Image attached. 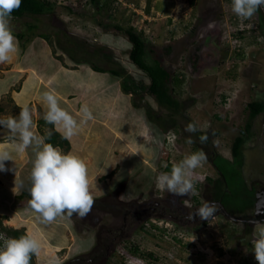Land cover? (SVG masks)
<instances>
[{
	"label": "rangeland",
	"instance_id": "rangeland-1",
	"mask_svg": "<svg viewBox=\"0 0 264 264\" xmlns=\"http://www.w3.org/2000/svg\"><path fill=\"white\" fill-rule=\"evenodd\" d=\"M51 1V12L10 20L14 35L23 32L24 38L15 35L16 57L0 64V116L18 115V106H27L37 128L36 120L46 111L43 94L25 102L19 98H27L32 77L42 83L39 75L55 76L43 84L61 93L85 86V91L72 90L76 97L66 102L68 108L60 104L80 128L69 150L59 149L90 160L86 165L94 204L86 216L65 213L44 222L29 206L30 198L18 197L21 187L16 194L12 191L15 173L0 172V233L11 237L9 229H19L40 239V264L49 255L61 264H258L251 245L255 224L244 220L252 216L257 193L264 190V110L252 119L249 131L246 121L251 102L264 101V6L241 23L231 0H151L149 11V0H109L108 10L90 0ZM116 23L144 32L151 59L170 71L178 111L147 92L112 97L110 103L112 88L122 79L150 82L131 61V42ZM72 57L121 75L106 71L94 79L91 64H76ZM57 62L73 72L55 71ZM15 65L22 75L11 71ZM94 83L98 102H91L86 89ZM41 91H46L44 86ZM83 105L98 118L96 123L80 122ZM190 122L201 130L186 132ZM204 134L209 139L202 144L199 137ZM9 135L0 129V147L14 160L6 161V167H15L26 183L32 148L31 156L15 152ZM238 135L245 138L234 159ZM200 150L207 161L194 173L198 196L157 189V176L171 170L167 164ZM214 200L227 212L220 205L209 221L186 219L202 201ZM131 244L138 246V253L129 249Z\"/></svg>",
	"mask_w": 264,
	"mask_h": 264
},
{
	"label": "clouds",
	"instance_id": "clouds-1",
	"mask_svg": "<svg viewBox=\"0 0 264 264\" xmlns=\"http://www.w3.org/2000/svg\"><path fill=\"white\" fill-rule=\"evenodd\" d=\"M22 0H0V64L10 61L17 52L16 37L10 27V20L14 11L21 7ZM232 12L241 23L250 20L264 0H231ZM46 111L43 116L45 123L53 125L56 132L63 139L71 141L77 134L80 123L68 110L62 108L57 97L51 91L43 93ZM18 115L0 116V129L6 130L9 139L14 142V151L24 153L32 148L34 158L29 175L26 191L30 195L29 206L38 213L44 222H52L65 213L71 217L77 214L86 216L94 204L91 193V182L85 161L79 156L62 152L57 146L46 142L51 138V132L45 137H38L32 131L33 118L27 106H18ZM81 121L93 119L87 105L80 108ZM201 129L196 123L190 122L185 131L196 133ZM214 135V133H213ZM200 142L207 143V134L199 137ZM193 141L189 138L188 143ZM215 144V141H213ZM6 161H14L11 153L0 147V172H14L15 180L12 191L16 194L17 187H25L24 181L17 176L15 167H6ZM207 161L203 150L185 155L178 163H174L170 172H161L156 178V187L160 191H167L173 195H199L196 189L198 182L194 175L197 168ZM219 205L215 201H202L195 212L186 217L191 220L198 216L202 220H210L218 211ZM261 214V213H257ZM255 224L251 234L252 252L258 264H264V223L252 221ZM257 226H260L257 228ZM42 242L32 234L25 233L19 237H9L0 233V264H32L36 257L40 264ZM45 264H61L58 257L49 255Z\"/></svg>",
	"mask_w": 264,
	"mask_h": 264
},
{
	"label": "trees",
	"instance_id": "trees-1",
	"mask_svg": "<svg viewBox=\"0 0 264 264\" xmlns=\"http://www.w3.org/2000/svg\"><path fill=\"white\" fill-rule=\"evenodd\" d=\"M94 5L101 7L102 5L105 8L109 7V0H90ZM150 1L146 6V10L150 9ZM54 9V2L51 0H22L21 7L14 11L12 14V18L21 17L28 13L33 14H43L51 12ZM115 27L127 35L129 41L131 42V49L129 52V57L131 61L138 66L141 70H143L149 77L150 82L145 84L143 81L137 80H129L122 79L121 80V89L125 93H131L133 96H138L142 93H149L153 95L159 104L166 106L168 108L173 109L174 112L178 111L179 102L174 97L173 92L169 86V80L171 78L170 71L162 65V63L158 59H151L150 52L148 50V39L144 32L138 31L133 26L123 27L121 24H115ZM19 39L24 38V33L19 32L15 34ZM45 39H49L46 35H42ZM51 43V42H50ZM73 56V55H70ZM72 60L76 64L84 63L87 64L90 62L88 59H76L72 57ZM91 64V63H89ZM93 69L97 71H109L116 77H119L121 74L116 69H105L99 67L97 65L91 64ZM180 80H176L177 84H180ZM264 110V101L263 100H253L249 107V118L246 121V130L249 131L252 127V119L261 113ZM151 119V118H150ZM152 120V119H151ZM153 121V120H152ZM159 125H164L163 121L158 122ZM173 123V122H172ZM38 129L42 133L43 137L46 136V133L51 132V138L46 139V142L52 143L54 146L63 148L64 150H68L70 148V142L66 139H63L60 133L56 132L55 128L51 124L45 123L43 117H40L37 120ZM48 127V130L44 131V127ZM244 136L238 135L235 138V141L232 146V154L234 159H237L241 154L242 144L244 142ZM167 167L171 169L172 164H167ZM29 181L24 183L25 187L20 189V193L18 197H28L30 198L29 193L26 191ZM228 209V208H227ZM229 210V209H228ZM234 213V212H232ZM1 225V220H0ZM9 233L11 237H19L26 232L24 230L19 229H9ZM131 251L134 253H138V246L132 245L129 247ZM152 256V254H150ZM32 264H35L34 257L32 258Z\"/></svg>",
	"mask_w": 264,
	"mask_h": 264
},
{
	"label": "crops",
	"instance_id": "crops-1",
	"mask_svg": "<svg viewBox=\"0 0 264 264\" xmlns=\"http://www.w3.org/2000/svg\"><path fill=\"white\" fill-rule=\"evenodd\" d=\"M20 53V52H19ZM16 54H13V58H15L16 56H15ZM12 58V59H13ZM58 63V62H57ZM59 64V63H58ZM18 66L19 65H15L14 67V69L15 70H11V71H15V72H19L20 74L22 73V71H21V68L19 69L18 68ZM28 66V65H27ZM27 66H25V65H23V66H20V67H23L22 69H24V68H26ZM59 66L60 67H56L55 68V71L57 70V68H63V69H67V68H64V66L63 65H60L59 64ZM93 68V67H92ZM90 69H91V67H90ZM67 70H70V71H72V69H67ZM11 71H9V72H11ZM73 72V71H72ZM104 72H106V71H97V70H95V69H91V71L89 72L91 75H90V77L92 76L94 79H95V75H97L98 73H101V74H103ZM6 73V72H5ZM74 73H75V71H74ZM93 73V74H92ZM22 75V74H21ZM20 75V76H21ZM36 75V74H35ZM39 77L43 80V82L41 83L40 81H39V79H36V78H34V77H32V78H30L31 79V81H30V79H27V82L28 81H30V83H31V87H30V90H28V96H27V98H22V96H18L19 98H20V100H21V102H25L26 100L28 101V99H30L31 97H34L35 95H37L38 97H39V95H42L43 94V92L41 91V86H44L45 87V89H46V91H51L56 97H57V99H58V101L60 102V104L61 103H63L64 105H65V107L66 108H68L67 106V104H66V102H68V101H70V99L73 97V96H75V94L74 93H72V90H77L78 92H80V91H85V86H83V87H70L71 89H68L67 91H64L63 93H61V92H59L58 90H53L52 88H50V87H48V86H46L45 84H43V83H46L47 81L46 80H52V81H54L55 80V76H53V75H49L46 79L43 77V76H40L39 75ZM90 77H88L87 78V80L90 78ZM20 78V77H19ZM98 82V81H97ZM13 85H14V82H13ZM12 85V86H13ZM86 85V84H85ZM11 86V87H12ZM118 87H120V88H118ZM25 88V87H24ZM57 89H59V87L57 88ZM86 89H89L90 91H91V94L92 95H90L91 97H92V101L91 102H98L97 100H96V96H95V90H96V88H95V83H94V86H93V88H86ZM114 89V94L113 93H111L112 92V90ZM112 90H110L109 92L111 93V98L109 99L110 100V103L112 104V97L114 98H117V100H118V98H119V96L120 95H125L126 93L125 92H123L122 91V89H121V85H120V82H118V84L115 86V87H113L112 88ZM22 93L23 94V91H19V92H17V93ZM7 93V92H6ZM9 93V92H8ZM4 96V93L3 94H1V97H0V99L2 98ZM103 96V95H102ZM102 96H100V98L99 99H102ZM76 97V96H75ZM131 102V101H130ZM0 109H2L1 108V106H0ZM39 119V118H38ZM37 119V120H38ZM81 119V118H80ZM37 120H36V126H37V128L36 127H34L33 126V128H32V131L38 136V137H42L43 138V135H42V133H41V135L39 134V132H40V130L38 129V125H37ZM97 120H98V118H95V119H93V121H94V123H96L97 122ZM80 121V120H79ZM89 121V120H88ZM36 129V130H35ZM0 141H1V139H0ZM70 143H73V142H71L70 141ZM59 148V147H58ZM69 150V149H68ZM71 150V149H70ZM27 152H29V155L31 156V148L29 147L27 150H26ZM28 158H29V156H28ZM85 163L87 164V165H89L90 164V160H88L87 162L85 161ZM28 175V174H27Z\"/></svg>",
	"mask_w": 264,
	"mask_h": 264
},
{
	"label": "flooded vegetation",
	"instance_id": "flooded-vegetation-1",
	"mask_svg": "<svg viewBox=\"0 0 264 264\" xmlns=\"http://www.w3.org/2000/svg\"><path fill=\"white\" fill-rule=\"evenodd\" d=\"M260 194H262L263 196H261L262 198L264 197V190H262V191H259L258 193H257V201H258V198L260 197ZM260 197V198H261ZM215 201V200H214ZM219 206H220V204H219V201H215ZM256 204H257V202L255 203V210H256ZM222 207V206H221ZM222 209L223 210H225L226 211V209L224 208V207H222ZM227 212V211H226ZM229 213V212H228ZM244 221H246V222H250V223H252V221H259V222H261V221H264V209L262 210V212H261V214H255V211L253 212V214H252V216L249 218V219H246V220H244Z\"/></svg>",
	"mask_w": 264,
	"mask_h": 264
},
{
	"label": "water",
	"instance_id": "water-1",
	"mask_svg": "<svg viewBox=\"0 0 264 264\" xmlns=\"http://www.w3.org/2000/svg\"><path fill=\"white\" fill-rule=\"evenodd\" d=\"M262 201H264V199H262V198H258V201H257V204H256V210H255V214L257 215V213H261L262 212V210L264 209V204H261V202ZM219 204L222 206V207H224L223 206V204L221 203V202H219Z\"/></svg>",
	"mask_w": 264,
	"mask_h": 264
},
{
	"label": "bare ground",
	"instance_id": "bare-ground-1",
	"mask_svg": "<svg viewBox=\"0 0 264 264\" xmlns=\"http://www.w3.org/2000/svg\"><path fill=\"white\" fill-rule=\"evenodd\" d=\"M260 196H263V195H262V194H260ZM261 198H262V197H261ZM262 199H264V197H263ZM261 204H264V201H262V202H261Z\"/></svg>",
	"mask_w": 264,
	"mask_h": 264
},
{
	"label": "built area",
	"instance_id": "built-area-1",
	"mask_svg": "<svg viewBox=\"0 0 264 264\" xmlns=\"http://www.w3.org/2000/svg\"><path fill=\"white\" fill-rule=\"evenodd\" d=\"M258 263V262H257Z\"/></svg>",
	"mask_w": 264,
	"mask_h": 264
}]
</instances>
